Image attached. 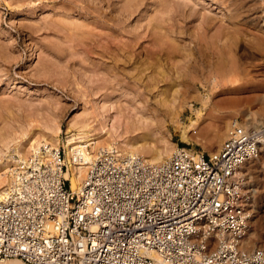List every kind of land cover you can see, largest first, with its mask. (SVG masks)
<instances>
[{"label": "rangeland", "instance_id": "1", "mask_svg": "<svg viewBox=\"0 0 264 264\" xmlns=\"http://www.w3.org/2000/svg\"><path fill=\"white\" fill-rule=\"evenodd\" d=\"M113 40L126 52H136L139 64L161 60L156 61L161 64H156L159 70L131 64L125 57L119 66L114 65L118 52L109 44ZM172 47L175 52L169 55ZM151 52L158 54L151 59ZM221 57L238 59L239 71L224 88L239 87V91L222 94L224 88H220L212 95L207 84L188 97V62ZM114 72L121 76L115 79ZM164 74L173 83L167 96L172 109L158 123L132 135L154 134L158 145L173 147L172 151L185 148L208 155L219 149L223 143L219 136L234 121L244 123L252 114L262 123L264 0H0V133L21 135L24 144L26 134H35H29V139H41L50 133L49 126L59 122L64 146L76 134L66 133L69 123L88 117L91 111H102L105 95L112 98L110 104L119 99L130 105L131 93L137 89L134 79H140L137 85L143 89ZM159 89H165L164 83ZM195 98L197 113L189 107ZM203 100L208 101L205 107ZM113 111L106 115H122ZM140 111L128 109L127 114L149 117L147 109ZM106 125L111 127L112 122ZM124 128L118 129L125 132ZM185 130L186 139L182 137ZM106 139L112 141L103 134L101 140ZM119 141L113 144L119 146ZM13 145L0 140V156L12 153ZM250 165L246 173L258 242L254 248H264V159Z\"/></svg>", "mask_w": 264, "mask_h": 264}, {"label": "built area", "instance_id": "2", "mask_svg": "<svg viewBox=\"0 0 264 264\" xmlns=\"http://www.w3.org/2000/svg\"><path fill=\"white\" fill-rule=\"evenodd\" d=\"M66 157L43 145L12 163L0 264H264V248L245 247L252 214L241 174L264 159V125H235L212 154L177 148L160 163L116 151ZM72 165L84 169L76 191Z\"/></svg>", "mask_w": 264, "mask_h": 264}, {"label": "bare ground", "instance_id": "3", "mask_svg": "<svg viewBox=\"0 0 264 264\" xmlns=\"http://www.w3.org/2000/svg\"><path fill=\"white\" fill-rule=\"evenodd\" d=\"M108 23H111V22L108 21ZM115 40H113V42ZM154 41H156V39ZM109 44L110 45L112 44V46L115 45V47H116L115 51L118 52L116 57L114 56L115 54L112 55V52H111L112 57L113 58L115 57L114 58L115 59L114 65L116 63V65L119 66L118 62H121V60L124 57L126 58V60H129L128 61L129 63H131V62L132 63H136V62L138 63L139 62L137 60L139 55L136 52H134L132 50H131L132 52L131 51L126 52V50H123V47L121 46V43L119 44V42L118 43L114 42V44L111 42ZM108 51H106V53ZM173 52H175V49H173V47H172L171 49H169L168 54L170 55ZM106 53H104V54H106ZM156 54H158V52L157 53L151 52L150 53L151 59L155 58ZM107 56L109 57L108 53H107ZM99 57H100V55H99ZM233 58L229 57L228 59H225V58L221 57V58L217 59L216 61L214 59H210V60L201 59V60H195L194 62H188V76H187L188 77V97L190 96L191 93L200 92V87L205 89L207 87V84H209L211 87L210 93H212V95H214L220 88L222 89V88L230 85V77H233V75L237 74V72L239 71V65H240V64L238 65V61H236L238 59L235 60ZM156 61L160 62L161 60L158 59ZM156 61L152 60V63L155 62L154 63L155 65L152 63H151L152 65L150 63L148 65L145 61L143 62L144 64H142V63H140L141 65L139 63L138 64L140 66H142V68H143V66L145 67L147 65L148 69L154 70L158 67L160 68V66L157 67L156 64H158V63H156ZM133 65H137V64H133ZM158 65H161V64L159 63ZM155 66H156V68H155ZM142 68H139V70ZM159 68H158V70H159ZM114 73H113L114 78L121 76L116 72H114ZM106 74H108V73H106ZM167 76L164 74L163 78L158 80V81H156L157 79L153 78L151 81H149L151 83L144 85L145 87L143 89H141L142 88L141 86L138 87V85H137V84H139L140 79H134L133 80L134 85L137 87V89H136L135 94L131 93V98L133 100V103H130V105H129V102H127V104H122L121 102H119L122 100H119L118 98H117L118 100L113 101L114 104H112L113 102L110 104L109 101H111L110 99H112V98H110V96L108 94V95H105L106 97L104 99L105 101H103L104 103H103L102 111H100V110L99 111H91L90 110L91 112H89L88 117H82L81 116V117L76 118V120H74V121L72 120L73 122L69 123V126L66 130V133L71 134L73 132H76V134L73 135L72 137H70L64 143L63 147L65 148L66 155H67L66 160L73 162V158L76 157V155H82V156H85L86 159H92V158L103 156L104 154L109 153L111 151H116L120 155H122L123 157L132 156V155H139L142 158H144L146 161L151 162V163H160V162L165 160V157L166 158H168L167 156L170 157L172 155V153L174 151H176L177 149L172 151L173 147L169 148V147H162V146L158 145V143H156L157 141H155V139H153V137H152L154 134L152 136H151V134H147V133H143L141 135H136V134L132 135L131 134L132 132L136 133L138 131L147 129L146 127L147 126L149 127L153 123H158L159 121H161V119H163L162 118L163 115L168 114L170 109H172L173 106L169 104L170 102H168L167 96L172 92L173 83L168 81ZM112 77H111V79H112ZM169 80H170V78H169ZM231 81H232V79H231ZM119 82H121V81H119ZM161 83H164L165 89H161V90L159 89ZM231 84H233V82ZM230 88H226V89L224 88L223 91H221L222 94H224V93H235V92L239 91V89H240L239 87H234L231 89ZM155 89L157 91H155ZM121 93H120V95H121ZM132 94L134 95L133 97H132ZM115 97H117V96H115ZM120 97L122 98V96H120ZM199 100H201V99H199ZM195 101H197L196 98L189 102V107L193 113H195V112L197 113V111L195 110V105H194ZM229 102L234 104L235 101L231 99V101H229ZM207 104H208V101L203 100V107L207 106ZM174 105H175V103H174ZM128 109H130V111H131V109H133V112L138 111L139 113H142L140 111V109L141 110L147 109L150 114H149V117L148 116L145 117L144 115L143 116L141 115V117H138L140 114L139 115L127 114ZM115 110H116V112L118 111L122 115L121 116L116 115L114 118L106 115V114L110 113L111 111H113L111 114L115 113ZM252 116L253 115L250 114L248 116L249 119H247V121H245L244 123H239L238 121H234L232 124H230L228 129L224 133V136L222 138L219 136L218 139H220V142L222 143L224 141V139L227 138L228 134L233 130V127L235 125H242V124L244 125L245 124V125H251L253 127L264 125V119H261L260 122H262V123H259V121L256 120L255 117H252ZM262 117H263V115H262ZM107 121L112 122L111 127H108L106 125ZM34 122H36V121H34ZM150 122H152V123H150ZM192 123H194V122H192ZM40 124L41 123H39V125ZM93 124H97L96 126L99 129L94 128ZM120 126H122V128H123V126H125V128H127V130L125 132L124 131L120 132L118 129V128H120ZM186 129H188V127ZM47 130L50 132V133H48L50 135H48V134H47L48 136L44 135L41 139H36V140H34L33 138L29 139V134H31V136L34 137L35 136L34 133H29L28 135L26 134L24 136V138H25L24 140L26 142L25 144H24V142H22L23 139H21V135L18 136L16 133H15V135H8L5 133H0V140L2 142H11L12 144H14L12 149H11L12 153L11 152L10 153H4L2 156H0V193L3 192L6 188H8L11 185V182H12V178H11L12 163H19V162L27 159L28 156L31 153L35 152L40 146L51 145L52 147H55V148L61 146L60 136L63 134V128L61 126V123L54 122L51 126H49L47 128ZM103 134H106V135L108 134V136L110 137V139H112V141H110V140L107 141V139L105 142H104L105 139L102 141L101 136ZM128 135H130V137H129V139H126L125 136H128ZM131 135H132V137H131ZM182 137L184 139L187 138V130H185L183 132ZM106 138H108V137L106 136ZM117 140L118 141L120 140L119 142L121 144L119 146L117 145V143H116V145H115V143L113 144V142H116ZM92 146H93V148H91ZM92 149H94V151H92ZM7 151H8V149H7ZM251 163H252V161H249L241 167V174L246 179V184H245L246 189H249L248 188L249 179L247 178L248 176H247L246 171L252 167H249L248 169H246V168ZM83 176H84L83 167H77L74 165L69 166V172L65 173V177L67 179H71L73 191H76L80 188ZM245 193H246L245 197H247L246 198V200H247L246 206L248 209H251L252 208L251 198H248L247 190ZM250 212L252 215H255L252 213L253 212L252 209ZM256 217L257 216H255L254 218H256ZM252 218H253V216H252ZM256 238H257L256 229H253V225H252L248 236L244 240L245 241V247L246 248H252V247L254 248L258 243ZM5 264H23V263L20 260H11V261L6 262Z\"/></svg>", "mask_w": 264, "mask_h": 264}]
</instances>
